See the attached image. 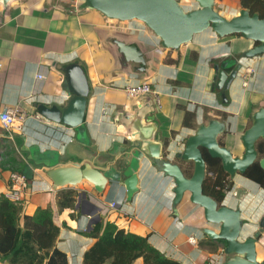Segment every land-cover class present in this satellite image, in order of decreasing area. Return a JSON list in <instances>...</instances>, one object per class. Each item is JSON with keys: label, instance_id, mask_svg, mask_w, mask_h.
Masks as SVG:
<instances>
[{"label": "crops", "instance_id": "0c3cea01", "mask_svg": "<svg viewBox=\"0 0 264 264\" xmlns=\"http://www.w3.org/2000/svg\"><path fill=\"white\" fill-rule=\"evenodd\" d=\"M177 1L186 10L197 7L195 0ZM214 8L227 19L239 15L241 10L239 0H216ZM115 40L136 44L143 51L145 73L137 71L138 65L125 61ZM252 47L250 41L241 36L221 39L209 30L195 36L179 50H167L141 22L108 19L84 0H15L7 7L0 2V111L18 107L29 116L25 132L13 130L11 137L0 125V148L8 138L17 159L28 167L27 176L32 182L22 203L24 211L33 214L38 208L52 209L55 222L60 226L57 246L67 253L69 264H83L85 253L95 243L83 232L90 229V217L85 216L83 210L93 212L92 204L102 209L95 216L109 219L134 234L150 236L149 241L155 248L182 264H205L215 255L200 246L206 240L202 229L210 227L204 210L194 205L188 194L175 209L174 181L148 162L139 171V193L129 201L120 186L109 188L102 196L88 183L80 185L79 189L55 190L42 172L46 161L37 160L36 154L54 151L64 158V163L90 162L100 167L108 160L116 143L123 141L122 127L118 125L122 112L143 99L153 101L151 95L134 99L127 96L123 87L139 82L151 83L161 96L162 107L156 109V120L159 138L174 146L170 159L176 160L175 155L183 150L186 139L194 132L183 127V106L196 113L197 126L206 124V117L226 122L227 134L233 138L232 141L226 139V147L234 152L246 130L238 138L239 128L248 123L256 110L264 107V55L243 62L242 71L227 91V103L213 88L212 62L232 58ZM193 54H197V58ZM167 60L178 61V64H169ZM74 63L84 68L91 88L85 144L77 141L76 130L50 121L53 125L49 126L48 120L35 119L42 105H60L67 100L63 91L64 69ZM247 69L253 73L247 74ZM40 73L44 75L42 80L37 79ZM261 102L249 119L243 118L253 104ZM2 161L0 155V196L9 191L10 180L2 175ZM63 190L76 192L73 208L60 209L59 193ZM122 200H126L124 207L109 210L111 202ZM223 203L241 209L245 237L263 230L264 190L258 184L238 175ZM192 236L198 239V246L188 242ZM257 252L258 260L264 262V231ZM219 257V264H223L226 257L223 254ZM0 264H9L8 258L0 257ZM135 264L143 262L139 260Z\"/></svg>", "mask_w": 264, "mask_h": 264}, {"label": "water", "instance_id": "95a60500", "mask_svg": "<svg viewBox=\"0 0 264 264\" xmlns=\"http://www.w3.org/2000/svg\"><path fill=\"white\" fill-rule=\"evenodd\" d=\"M15 0H0L5 7ZM92 9L111 20L120 22L139 21L148 28L167 50H179L191 43L195 36L206 31H213L223 39L241 36L253 42V47L240 54V58L224 59L214 66L217 89L224 92L231 90L243 62L264 55V19L259 14H251L241 9L239 15L227 19L215 10L216 0H195L196 8L186 10L177 0H84ZM114 43L127 63L138 65L137 71L146 72L145 54L136 44L120 40ZM63 91L67 100L60 105H42L39 113L46 120L76 130L77 141L85 144L88 138L85 119L90 97V84L84 68L77 64L65 67ZM223 101L227 103L226 93ZM251 126L241 136L243 153L235 156L230 149L221 146L219 138L227 132L224 121L211 119L200 124L184 144L183 150L175 155L182 162H193L194 171L186 177L181 165L169 158L174 146L164 143L159 138V124L156 120V107L150 98L141 100L120 115L118 125L122 127L123 141L116 143L108 160L100 167L93 163H64L63 157L53 152L44 156L42 172L51 181L55 190L77 187L84 183L91 185L102 196L111 188L118 186L125 190L129 201L139 193V171L146 162L174 181L173 207L177 209L185 196L204 210V217L209 228L202 229L205 238L224 246L223 264H264L258 260L257 246L263 238V231L245 237V223L240 208L234 209L223 205L204 194L203 185L207 175V165L202 149L213 159L221 161L223 170L234 180L243 176L247 170L259 161L264 170V157L259 160L257 144L264 141V107L256 110L251 117ZM1 140V137H0ZM28 167L24 170L27 179ZM86 196V193H83ZM91 205V204H90ZM93 212L83 210L90 217L89 230L101 221L95 214L102 209L93 205ZM91 212V213H90ZM177 213V212H176Z\"/></svg>", "mask_w": 264, "mask_h": 264}, {"label": "trees", "instance_id": "16d2710c", "mask_svg": "<svg viewBox=\"0 0 264 264\" xmlns=\"http://www.w3.org/2000/svg\"><path fill=\"white\" fill-rule=\"evenodd\" d=\"M239 4L241 9L249 10L252 15L259 14L264 19V0H239ZM193 56L197 58V54ZM166 62L178 64V61ZM212 63L215 64L216 61ZM181 109L185 113L183 127L191 130L197 128L196 113L189 111L185 106ZM219 143L223 146L221 140ZM257 151L260 160L264 157V141L258 142ZM202 153L207 165L204 194L221 206L233 189V181L223 170L220 160L213 159L204 149ZM0 155L3 159V176L9 178L14 173L24 174L26 165L24 161L17 159L16 151L8 138L4 139ZM179 164L185 176L191 177L193 172L189 171L193 164ZM244 177L264 190V170L259 161L247 170ZM31 182V179H28V187ZM8 184L10 185V180ZM76 198L75 191H60V209L73 208ZM59 234L60 226L55 222L52 209L38 208L33 214H27L23 204L12 202L6 195L0 196V257L8 258L9 264H69L67 253L57 246ZM84 234L94 239L95 243L85 253L83 264H135L139 260L143 264H182L155 248L149 241L150 236L129 232L109 219H102ZM205 239L200 243L201 247L215 255L223 254L222 244Z\"/></svg>", "mask_w": 264, "mask_h": 264}, {"label": "built area", "instance_id": "2783aa9c", "mask_svg": "<svg viewBox=\"0 0 264 264\" xmlns=\"http://www.w3.org/2000/svg\"><path fill=\"white\" fill-rule=\"evenodd\" d=\"M83 0H75V2H80ZM253 70L247 69V74H252ZM136 76L135 78H137ZM44 75L41 73L38 75L37 79L42 80ZM246 79V77H245ZM248 86V80L244 81V87ZM127 96L131 99L139 98L141 96L151 95L153 96V101L157 110L162 107V101L160 94L155 91L151 83L148 82H139L133 85H125L123 87ZM29 116L23 112H21L18 107L11 108L7 107L4 110L0 111V125L1 127L9 133L11 137V131L15 130L17 132L23 133L26 130V122ZM35 119L39 122H45V118L41 115H36ZM47 123V122H46ZM47 125L52 126L49 121ZM29 190L28 187V179L23 174H12L10 176V185L9 191L7 192L6 196L9 200L14 203L22 204L24 201V197ZM126 205V200L122 201H113L109 205V210H114L118 208H122ZM83 232H87V230H83ZM188 242L193 246H198L199 241L195 236H192L188 239ZM219 255H211L208 261L205 264H219Z\"/></svg>", "mask_w": 264, "mask_h": 264}, {"label": "rangeland", "instance_id": "374dc122", "mask_svg": "<svg viewBox=\"0 0 264 264\" xmlns=\"http://www.w3.org/2000/svg\"><path fill=\"white\" fill-rule=\"evenodd\" d=\"M233 37V36H232ZM240 37V36H239ZM250 43L253 45V42H251L250 41ZM249 101V100H248ZM251 102V101H250ZM262 103L263 102H261L259 105H257V104H253V107L252 108H250L247 112H248V114L246 115L245 114V116H243V118H246V120L247 119H249V117H250V115L252 114V112L254 111V109L256 108V107H260L261 105H262ZM222 118H225V120H226V115H223L222 116ZM209 121V118L208 117H206V119H205V123H207ZM251 124H252V120H251V117H250V119L248 120V123L247 124H243V126H241L240 128H239V130H240V132L239 133H237V136H238V138H240V136H241V134L243 133V130H245V129H248L250 126H251ZM196 129V128H195ZM195 129H193V130H195ZM226 139L227 140H230V141H232V137L228 134H226V136L225 135H222L221 136V141L224 143V141H226ZM236 138H234V140H235ZM233 140V141H234ZM236 141V140H235ZM238 142V141H237ZM237 146H235V149H234V154L235 155H238V156H241L242 155V153H243V151H244V149H243V146H242V144L240 143V140H239V142L236 144ZM54 151H47V152H45V153H40L39 154V152L36 154V159L37 160H39L40 158H43L44 156H50L52 153H53ZM189 163H191V164H193L192 162H189ZM192 167H190L191 168V170L189 171V173H192L193 171H194V165H191ZM79 187H81L80 185L79 186H77L76 188L77 189H79Z\"/></svg>", "mask_w": 264, "mask_h": 264}, {"label": "flooded vegetation", "instance_id": "af4514ba", "mask_svg": "<svg viewBox=\"0 0 264 264\" xmlns=\"http://www.w3.org/2000/svg\"><path fill=\"white\" fill-rule=\"evenodd\" d=\"M232 58H240V54L239 55H235V56H233ZM222 61H224V60H222V59H219V60H217L216 61V63L215 64H213L214 66H217L218 64H220ZM216 81V80H215ZM213 88L214 89H217V83L216 82H214V85H213ZM218 90V89H217ZM219 91V93H220V97H221V100H223V93H226L227 94V92H224V90L223 91H221V90H218ZM223 120H225V118H223ZM226 134H227V132L226 133H224L223 135H225L226 136ZM228 135V134H227ZM220 140H221V137L219 138V142H220ZM222 142V141H221ZM222 144H223V146H225L226 147V141H224V143L222 142ZM231 152H233V151H231ZM234 154V153H233ZM235 155V154H234ZM235 156H238V155H235ZM176 162H178V163H185V162H180L179 160H175ZM188 163V162H187ZM193 163V162H192ZM194 165V164H193ZM231 179V178H230ZM232 180V179H231ZM233 181V180H232Z\"/></svg>", "mask_w": 264, "mask_h": 264}]
</instances>
